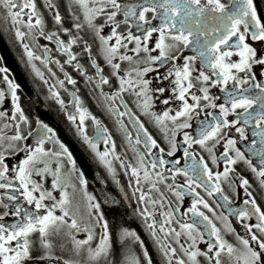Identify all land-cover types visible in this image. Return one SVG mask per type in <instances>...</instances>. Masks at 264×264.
Instances as JSON below:
<instances>
[{
    "label": "snow or ice",
    "instance_id": "snow-or-ice-1",
    "mask_svg": "<svg viewBox=\"0 0 264 264\" xmlns=\"http://www.w3.org/2000/svg\"><path fill=\"white\" fill-rule=\"evenodd\" d=\"M75 5H78L83 13V20L87 26L92 30L94 36L99 40L98 56L93 59L91 53L92 49L87 41L84 42L83 51L89 53V61L91 67L95 69L96 76L99 78L100 85L109 83V79L103 74L102 66L97 63V59L103 58L104 62L113 70L111 75L117 77L120 83V90L112 96H105V100L109 104V111L120 118L128 116L130 121L138 125V135L135 139L136 144L144 143L146 153L156 156V159L151 161V168L156 169L167 163L178 165L179 160L169 162L163 158L162 155L157 156L152 149L159 148V152L164 153V149L160 148L157 141L149 135L148 131L138 118L131 115V110L121 112L118 108L113 106L115 99L120 98V92L133 90V94L137 97L139 103L138 107L142 108L143 114L152 117L156 124L165 132L166 138L171 136L170 150L167 152L168 156H172L177 150L175 142V135L178 129H187L191 127L189 121L193 119V114H199L204 108H219V115L214 112H208L207 117L199 120V128L196 130V136H190L187 132L184 133V143L189 148L193 144H199L205 147L209 153H212L215 144H219L220 139L226 133L223 129H230L235 127L239 133L240 140H245L244 127L237 126L241 122L247 126L253 124V136L261 138V143L264 144V82L257 83L256 76L252 74V66L260 65L264 68V55H258V50L254 45L258 42H264V23L258 18L255 8L253 7V0H142L139 4H121L117 0H71ZM46 5L51 7L50 0H46ZM99 5V7L97 6ZM115 9V11H107V9ZM0 8H3L7 13L5 19H10L15 28L17 39L23 40L26 36L39 35L44 36L49 41H54L57 45V51H61L68 56L65 63H72L77 60V56L72 54V46L77 44L81 37L72 35L68 29H64L66 35L70 38L65 41L59 37L55 32L46 34L44 31V19L38 12L35 0H0ZM15 9V11H14ZM27 9V11H25ZM122 12L125 17H136V31L140 35H133L129 32L126 36L122 32H118L120 22L115 20L117 13ZM151 13V19L146 14ZM105 14L107 21L111 22V34L101 35L102 27L97 26L94 21L97 15ZM27 17L25 20L24 17ZM56 24H61V16L57 12L54 16ZM153 21L157 23L153 24ZM21 26L26 27L29 31L26 33L21 30ZM83 24H75V28L79 31ZM154 33H159V38L155 42L154 47L149 46V41ZM114 41V42H112ZM251 41V43H249ZM134 43V47L129 49V44ZM30 60H39L41 57L35 56L29 49L27 44L23 45ZM124 50L123 52L121 50ZM184 49H190L194 55L183 56V65L180 66L176 62L181 59L177 56V52H182ZM45 53L49 51L45 46ZM259 51L264 52V49ZM127 52L135 54L134 67L129 69L125 76L120 75L121 63L123 61L133 62L134 57L128 55ZM158 52V55L152 53ZM238 57V61H232V57ZM199 60V68L195 67V62ZM119 61V62H117ZM48 62L45 56L44 63ZM59 64V61H52ZM171 64L172 67L163 76H157L158 80H169L172 95L170 97L160 99L167 89L165 87H157L151 89L149 85L152 81L145 79L147 73L155 71L153 65L165 67ZM76 67L83 74V67L77 62ZM2 71V69H0ZM63 71V68H61ZM194 72H198L193 76ZM243 73L242 77L239 75ZM134 74V78H133ZM67 75V74H66ZM264 76V71L260 73ZM127 77V79L125 78ZM91 82L92 77H88ZM232 82V87H227L229 82ZM63 86V81L59 82ZM68 83L75 84V81L70 77ZM127 85V87H126ZM247 85V87H242ZM198 91H192L197 88ZM219 87L220 91L224 93V102L217 105L213 101L219 100L220 97L211 96L209 89ZM16 86L9 82V90L12 97L15 112L12 114V120L18 119L21 122H26L23 112L17 104V97L15 92ZM258 90V91H256ZM153 92L160 95H153ZM54 96L58 94L53 92ZM5 96L4 92H0V102ZM174 99L180 102L177 109L166 107L162 113H155L151 111L154 100H159L165 106L170 104ZM79 103V98H76ZM202 102H207L202 105ZM62 103V102H61ZM121 105L123 104L121 99ZM239 110V111H238ZM16 113H19L17 118ZM174 113V114H173ZM5 112L0 111V119L4 118ZM229 115L235 119L229 121L226 119ZM70 119L75 120V117L70 115ZM183 118V119H182ZM84 114L80 116V125L78 131L83 133ZM97 136L106 145L110 141L108 130L96 121ZM10 125H5L9 127ZM15 134L10 137L0 135V190H4L0 194V208L5 209L0 213V220L4 217L11 216L18 218L16 222L8 224L0 223V264H24V261L32 259L30 252L33 246L31 237L39 233L40 246L47 251L52 248V241L50 239L53 235H58L62 228L67 226L76 231H80V225L77 219L71 212V201L68 199L66 191L60 192V199L57 200L53 196L52 191L44 188L42 181L46 174L53 176L52 189L55 190L60 187L61 167L58 164L53 171L49 167V162L46 157L50 155L59 156L60 153H50L45 150L43 145L46 140L51 141L55 135L52 129L46 125L41 126V131L35 138V147L26 146L24 149H19V142L27 139L20 129V124L16 123ZM2 131V129H0ZM142 133V136L139 134ZM29 136L32 135L30 132ZM126 136L130 133L125 131ZM84 139L90 143L93 150L96 145L88 140L85 135ZM214 141L212 147H208V142ZM4 143L8 144V149H4ZM256 140L252 141V145ZM237 140L229 138L223 145L224 151L222 153L223 162L226 165L223 172H213L205 159L197 157L187 148L184 149V156L191 160V163L185 165L184 168L172 167L167 171L173 174V184L168 185V190L176 197L177 200L183 201L185 194L192 197L191 207L183 212L184 219H178L173 213L180 212L177 206L175 209L169 207L166 211L161 212L162 221L152 219L151 223L147 224L149 232L154 237L157 236L158 231L164 233L165 237L174 236L176 243H180V237L184 236L191 243L185 247L183 244L180 250L187 256V260L176 255V249L170 244L161 243L160 247L168 264H171L175 259V264H200L197 259L200 256L208 260V264H222L220 259L221 253L226 252L231 259L233 256L237 258V264H257L260 259V254L251 246L248 239L239 238L242 248L234 247L223 240L220 230L213 223L212 219L201 210L207 209L209 212L213 211L208 202L200 195L197 189H203L207 192L209 197L214 194H219L225 204H231L227 195L224 194L221 188L222 178L227 180L229 173H234L231 165H234L237 160H243L247 163L252 171L258 176L264 177V150L256 153L260 157V168L252 166V161L245 158L244 152L237 148ZM113 149L115 145H112ZM251 147V145L249 146ZM60 148L66 153L67 149L60 145ZM26 151L27 155L21 159L18 164L9 166L5 163V152ZM229 151L235 153V158L229 155ZM103 163L111 168V161L108 160L109 151L106 149L103 153L97 152ZM119 159V157H115ZM221 157L212 155V162L216 164ZM139 165L144 169V178H149V172L145 167L144 157L141 156ZM125 167H132L131 165H122ZM132 174L139 176V169L132 167ZM40 177V181H35L32 176ZM182 175L185 177L183 185L175 184V176ZM155 176L158 181L153 182L152 187H156L157 182H162L164 176L160 172H156ZM81 184H84L82 176H78ZM14 181H18L17 187ZM139 183V180H137ZM241 187L245 189V194L248 195L246 189L248 186L247 179L237 181ZM182 189V190H178ZM22 190V191H21ZM19 193L23 197V201L27 205H34V210H29L22 207L18 200ZM87 195V194H86ZM89 208L95 209L99 213V204L91 203L93 197L88 196ZM145 199L144 195L140 196V200ZM51 200L53 203L47 205L44 202ZM7 201V202H5ZM158 201L152 200L151 205L156 206ZM160 207L163 209L164 203L171 205V201H165L163 194L159 201ZM243 207H230L229 212L236 216L240 221L247 220L251 217H257L259 223L256 225L245 224L244 227L251 232L252 227H255L262 235H264V211L256 205L254 200H243ZM217 207H222L217 204ZM43 209V213H41ZM59 209L60 215H56ZM141 214L145 217V222L151 217L145 208ZM97 225H99L103 232L100 235L98 243L95 247L91 242L94 239V233L90 227H85L83 230L87 233L83 240H76L73 237L75 246V255L81 256L86 253L84 262L86 264H99V261L106 257L110 250L109 234L107 222L100 224L103 220L102 215L95 217ZM227 220V217H223ZM173 220H176L180 225L181 231H176L170 227ZM230 231L232 229H229ZM205 234L208 237H213L214 241L208 240L207 251H201L197 247V243L205 241ZM130 237L135 238V233L128 230H123L121 239L125 240ZM251 240L259 244V248L264 251V241L259 240L255 234L251 235ZM13 242L15 245L13 246ZM85 246H87L85 248ZM145 255L147 253L145 252ZM45 257H41L43 259ZM82 261L65 260L64 264H84ZM127 264H139V261L134 257L128 259Z\"/></svg>",
    "mask_w": 264,
    "mask_h": 264
},
{
    "label": "flooded vegetation",
    "instance_id": "flooded-vegetation-1",
    "mask_svg": "<svg viewBox=\"0 0 264 264\" xmlns=\"http://www.w3.org/2000/svg\"><path fill=\"white\" fill-rule=\"evenodd\" d=\"M117 2L121 4H139L142 0H117ZM224 2L227 3V0H224ZM17 3H19V0H17ZM35 3L38 12L44 16L43 9L45 6L48 7L46 5V0H35ZM42 3H44L45 6ZM50 3L52 5L50 8L48 7V9H50V33L55 32L61 39L67 41L70 37L65 34L64 29H68L72 35L78 34L81 37V40L72 46V54L77 56V60L70 64L65 63V61L68 60V56L61 51H57V45L54 41H49L44 36H40L42 42H44V48L46 46L49 50L47 54L43 50V62H18V66L25 72L28 82L31 83L33 91L40 96L41 102H46L48 104L51 102L53 104L55 111L60 115L64 125L62 128L60 126L55 128L54 125L50 123V120L43 115L37 111H30L27 109L26 94L23 88L19 85L14 73L8 70L6 63L1 62L0 60V69H2V71H0V92L5 93L2 102H0V111L6 113L5 117L0 119V129H2L0 135L6 137L13 136L15 134L14 125L19 123L21 132L27 137V139L19 142L14 141L13 144H18L19 149H24L26 146L35 147V138L41 131V126L46 125L48 128L52 129V132L55 135L51 141L46 140L43 147L50 153H56V151L52 149L53 143H57L59 146L63 145V148L67 149L66 153L63 149L62 151H59V156L50 155L49 157H46L49 162V167L53 171L58 164L60 165L61 186L55 190L52 189L53 176L51 174H46L42 183L46 190L52 191L53 196L56 197L57 200L60 199L61 191L67 192L68 199L71 201V212L80 225V231H76L67 226L63 227L58 235L50 237L52 241V248L50 251H47L40 246L39 233L34 234L31 237L34 242L30 252L32 259L24 261V264H55L56 259L60 261L69 260L84 262L86 253H82L81 256L75 255L73 237H75L76 240L85 239L87 233L83 229L86 226L90 227L94 233V239L91 244L95 247L103 232V229L97 225L95 219L97 215L103 216V220L100 221V224L107 222L110 243L108 255L102 258L99 261V264H127L128 259L131 257L137 259L139 264H153L154 258L159 264H167V258L162 252L160 245H158V247L156 246L155 241L158 243L170 244L176 249V255L180 250L181 244L187 247L191 241L187 240L186 237L181 236L180 243H176V238L174 236L165 237L164 233H160L158 231L159 225H157L158 240L157 237H154L152 233L149 232L147 224L151 223L152 219L162 221L163 217L161 216V212L166 211L169 207L175 209L177 206L180 208V212H174L173 214L178 219L182 220L184 219L182 215L183 212L191 207L192 202L191 196L185 194L184 200L179 201L172 192L168 190L167 186L173 184V174L172 172L167 171V169L172 167L184 168L186 164L191 163V160L184 156V149L187 148L198 158L202 156L214 173L223 172V169L226 166L222 158V153L224 151L223 145L229 138L236 139V146L244 152L245 158L252 161V166L260 168V157L256 155V153L264 150V144L261 143L260 137L252 135L253 124L245 126L241 122L237 126L244 127L247 139L240 140L239 133H237L235 127H233L222 130L226 135L220 139L219 144H215L212 153H209L205 147H202L199 144H193L191 148H189L188 145L183 142L184 133L187 132L190 136L195 137L196 130L199 128V120L205 118L211 119L210 117H207L208 112H214L216 115H219L218 107L215 109L204 108V110L199 112L198 115L195 113L193 114V119L189 121L191 124L190 128L178 129L176 131L175 142L177 150L172 156H168L167 152L170 150L171 140L170 134L166 138L165 132L156 124L155 120L149 115L143 114L142 108L138 107L139 101L133 94V90L129 89L120 92V98L114 100L113 106L118 108L121 112L130 109L131 115L134 118L139 119L149 135L157 141L160 148L165 150L162 154L159 152V148L152 149V151L156 153L157 156L162 155L163 158L169 162L175 160L180 161L178 165L167 163L163 166L158 165L156 169L151 168V161L156 159V156L146 153L143 142L141 144L135 143V139L138 135V125L130 121L128 116H124L118 121L117 117L109 111V104L105 100V96H112L114 93L118 92L120 90V83L117 77L111 75L113 71L111 67L104 62L102 57H100L97 59V63L102 66L103 74L109 79V83L106 85L99 84V78L96 76L95 69L91 67V62L89 61V53L83 51L84 42L87 41L92 49L91 55L93 59H96L98 56L99 40L84 22L81 9L78 5L73 4L71 0H50ZM97 6L99 7V5ZM253 7L255 8L258 18L264 23V1L259 0V4H257L256 1L253 0ZM25 11H27V9ZM107 11H115V9L109 7ZM57 12L61 16V24L59 25L56 24L54 20V16ZM146 15L151 19V13ZM6 16L7 13L5 10L0 8V22H3L2 17ZM25 18L27 17L25 16L24 19ZM115 20L120 22V27L117 29L118 32H122L125 36L129 32H132L133 35H140V33L136 31V17H125L122 12H120L117 13ZM77 23L83 24V27L79 31L75 28V24ZM94 23L103 28L101 35L111 34L112 24L107 21V16L105 14L97 15ZM155 23H157V21H153V24ZM10 30L13 38L11 40H14L19 49H21L22 45L16 40L13 32L15 31V28L13 27ZM2 31L4 32L3 29ZM158 38L159 33H154L149 41V46L154 47ZM37 39L38 37L34 35L28 39V42L32 41L31 45L36 46L39 43ZM249 43H251V41H249ZM134 46V43H130L129 49ZM254 47L258 50V55H264V52L259 51L260 49H264V42H258ZM121 51L123 52L124 50L122 49ZM127 54L132 55L134 60L131 63L129 61L120 62L122 65L120 71L121 76H125V73L134 67L135 54L131 52H127ZM194 54L195 53L190 49H184L182 52H177L176 55L181 57V59L176 63L182 66V57ZM152 55H158V52H154ZM45 56L48 58L47 63H44ZM231 59L235 62L238 61L239 58L233 56ZM52 61H59L60 63L57 64ZM77 62L83 67V74L77 69ZM153 67L156 70L147 73L144 77L145 79L152 81L149 87L153 90L157 87H165L167 91L160 96V99L162 100L170 97L172 95L170 80L174 79V77H170L169 80H158L157 76L165 75L168 68H171L172 65L169 64L165 67L153 65ZM195 67L197 69L199 68V60L195 62ZM61 68H63V71H61ZM262 71H264V68L260 65L252 66V74L256 76L257 83L264 82V76L260 75ZM197 74L198 72H194L193 76H196ZM239 75L242 77L244 76L243 73H240ZM69 77L75 81V84L68 83ZM88 77H92L91 82ZM125 78L127 79V77ZM60 81L64 82L63 86L60 85ZM9 82L16 86L15 92L17 104L23 112L26 122H21L18 119H10L15 112V106L12 102ZM227 87H232L231 81ZM242 87H247V85H242ZM192 91H198V86ZM53 92H56L58 95L54 96ZM209 93L211 96L220 97L219 100L213 101L217 105L224 102V93L220 91L219 87H210ZM153 95L160 94L153 92ZM77 97L79 98V103L76 102ZM121 99L123 100V104L127 106L126 108L121 105ZM204 103L207 102H202V105ZM179 106L180 102L174 99H172L167 106L162 104L159 100H154L151 111L159 114L162 113L166 107L177 109ZM46 109L50 112V105ZM82 113L84 114L83 133L78 131L80 116ZM70 115L74 116L75 120L70 119ZM16 116L18 118L19 113H16ZM226 119L231 121L235 119V117L229 115ZM96 121H99L100 124L108 130L110 141L107 145L97 136ZM5 125L10 126L5 127ZM125 131L130 133V136H126ZM30 132L32 133L31 136L28 135ZM139 134L142 136V133ZM85 135L88 137L89 141L95 143V150H93L90 143L85 141ZM253 140H256L254 145H252ZM113 144L115 145L114 149L112 147ZM213 144L214 141L208 142V147H212ZM250 145L251 147H249ZM4 149H8L7 143H4ZM19 149L5 152V163L7 165L14 166L18 164L21 159L26 157L27 152L20 151ZM106 149L109 151L108 160L112 162L111 168L103 163L97 155V152L103 153ZM76 152L81 153L89 161L92 167V172H90V174H87L82 164L78 161ZM213 154L217 157H221L216 164H213L212 162ZM229 155L235 158L234 152L229 151ZM141 156L144 157L145 167L149 172L148 179L144 178V169L139 165ZM115 157H119V159H116ZM122 165L136 167L139 169V176L137 177L132 174V167H125ZM231 167L234 169V173H229L228 179L225 180L222 178L221 181V188L223 189L224 194L229 197L231 204H225L219 194H214L209 197L206 191L203 189H197L213 211L209 212L207 209H203L202 206L200 207L201 210L212 219L213 223L220 230L223 240L228 244L242 248L243 245L240 244L239 238H244L248 239L250 243H255V246H257L259 244L251 240V235L255 234L258 239L262 241H264V235L257 231L255 227H252L251 232H249L244 225L248 224L254 226L259 223L258 218L251 217L247 220L240 221L236 216L229 212V208L243 207V200L248 199L254 200L256 205L264 211V177H260L253 172L252 168L243 160H237V162L234 165H231ZM156 172H160L164 176V180L162 182H157L156 187L153 188V182L158 181V178L155 176ZM78 176H82L84 184H81ZM32 179L40 181V177L35 175L32 176ZM241 179L248 180V186L246 189L248 195L245 194V189L237 183V181H240ZM137 180H139V183ZM184 181V176H175V184L183 185ZM14 183L17 187L19 186L18 181H14ZM3 191L4 190H0V194H3ZM13 194L17 195L22 207L34 210V205H27L19 193ZM142 194L145 197L143 201L140 200ZM161 194H163L165 201H171V205L164 203L163 209L160 207L159 203L161 200ZM88 196L93 197L91 203L99 204V213H97L95 209L89 208L90 201L87 198ZM152 200L158 201L155 207L151 205ZM44 203L51 205L53 201L46 200ZM218 203L221 204L222 207H217ZM112 208L124 209V212L128 216L127 219L117 224L112 223L108 215V210ZM145 208H147L148 213H151V217L147 220V223L145 222V217L141 214ZM4 211L5 209L0 208V213H3ZM41 213H43V209H41ZM56 215H60L59 209H57ZM225 216L227 217V220L223 219ZM17 219L18 218L7 216L4 217L3 220H0V223H4L7 226L8 224L16 222ZM167 227L175 229L176 231H181L180 225L176 220H173ZM125 229L134 232L135 238L130 237L122 240L121 233ZM229 229L232 230L230 231ZM208 240L214 241V238L208 237L207 234H205V241H198L197 247L201 251L206 252V242ZM14 245L15 242H13V246ZM86 247L87 246H85V248ZM159 250L162 253H160ZM145 252L147 255H145ZM258 253H260L261 256H264V251L260 248ZM41 257L45 258L41 259ZM220 259L221 261L223 260V262L227 261L228 264H237L236 256H233L230 259L226 252L221 253ZM84 264H86V262H84Z\"/></svg>",
    "mask_w": 264,
    "mask_h": 264
},
{
    "label": "trees",
    "instance_id": "trees-1",
    "mask_svg": "<svg viewBox=\"0 0 264 264\" xmlns=\"http://www.w3.org/2000/svg\"><path fill=\"white\" fill-rule=\"evenodd\" d=\"M257 4H259V0H255ZM264 1V0H263ZM44 6L45 4L42 3ZM44 11V31L46 34L50 33V9L45 6L43 9ZM63 21V19H62ZM61 26V25H60ZM11 25L7 20L0 22V60L1 62H5L6 66L8 67L9 71H12L15 75V78L17 79L19 85L23 88L25 94H26V101H27V109L30 111H37L41 115H43L45 118L50 120V123L54 125V127L58 128L59 126L62 128L64 125L60 115L55 111L53 104L50 102V104L44 102H41V98L36 92L33 91V88L31 87V83L28 82L26 78V74L24 71H22L19 66L18 62H28V55L25 52L24 49H19L17 44L15 43L11 35ZM4 30V32L2 31ZM38 37L39 44L43 45L44 42H42V38L39 35H36ZM31 43V42H30ZM38 44L36 46H32L33 52L39 54V50H37ZM50 105V112L46 109ZM40 115V116H41ZM76 156L78 161L82 164L84 169L86 170L87 174H90L92 172V167L89 163V161L81 154L76 152ZM122 209V208H121ZM120 208H112L108 210V215L111 219L112 223H120L127 219V215L124 212V209L121 210ZM153 255V254H152ZM154 256V255H153ZM152 256V257H153ZM154 258V257H153ZM153 264H159L155 258L153 259Z\"/></svg>",
    "mask_w": 264,
    "mask_h": 264
},
{
    "label": "rangeland",
    "instance_id": "rangeland-1",
    "mask_svg": "<svg viewBox=\"0 0 264 264\" xmlns=\"http://www.w3.org/2000/svg\"><path fill=\"white\" fill-rule=\"evenodd\" d=\"M74 6H75V5H74ZM49 8H50V7H49ZM14 11H15V9H14ZM78 17H79V16H78ZM78 17H76V18H78ZM2 19H3V21H5V20L9 21V24L12 26L11 28H13L12 21H11L10 19H5V17H2ZM26 19H27V18H25V20H26ZM21 30L24 31V32H26V33L29 31L28 28L23 27V26H21ZM12 31H13V30H12ZM13 32H14V34H15V31H13ZM34 35H35V34H34ZM34 35H33V36H34ZM30 37H32V36H26L23 40H19V39H17L16 34H15V38H16V40L20 43V45H22L21 50L24 49L23 45H24V44H27V45L29 46V49H31V51L33 52V48H32L33 45H31L30 41L28 42V39H29ZM31 42H32V41H31ZM43 48H44V44H43V45H40V44L38 43L37 50H39V54H37V53H35V52H33V53H34L35 56H39V57H41V59H39V60H36V59H32V60H30L29 57H28V59H27V60H29L28 62H43V61H42L43 50H44ZM24 50H25V49H24ZM25 52H26V51H25ZM26 53H27V52H26ZM50 182H51V181H50ZM155 244H156V246L158 247V245H160L161 243H158V242L155 241ZM250 246H251L254 250H256L257 252L259 251V245L255 246V243H250ZM159 252L162 253L160 250H159ZM259 254H260V253H259ZM177 256H179V257H181V258L187 260V256H185L184 253H182L180 250H179V252L177 253ZM197 259L200 261V264H208V260H207L205 257H203V256H200V257H198ZM224 263L228 264L227 261L223 262V260H222V264H224ZM55 264H64V261H60V260H57V259H56V263H55ZM167 264H168V261H167ZM171 264H175V259L172 260ZM257 264H264V256H261V255H260V259H259V261H257Z\"/></svg>",
    "mask_w": 264,
    "mask_h": 264
},
{
    "label": "water",
    "instance_id": "water-1",
    "mask_svg": "<svg viewBox=\"0 0 264 264\" xmlns=\"http://www.w3.org/2000/svg\"><path fill=\"white\" fill-rule=\"evenodd\" d=\"M52 149L56 152L62 151V149L60 148V146L57 143L52 144Z\"/></svg>",
    "mask_w": 264,
    "mask_h": 264
}]
</instances>
